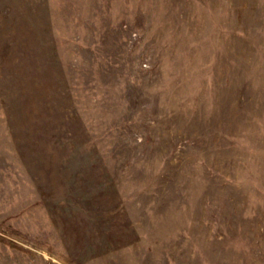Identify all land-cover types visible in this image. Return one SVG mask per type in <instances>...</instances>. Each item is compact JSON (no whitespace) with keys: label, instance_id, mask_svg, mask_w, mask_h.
<instances>
[{"label":"rangeland","instance_id":"374dc122","mask_svg":"<svg viewBox=\"0 0 264 264\" xmlns=\"http://www.w3.org/2000/svg\"><path fill=\"white\" fill-rule=\"evenodd\" d=\"M0 264H264V0H0Z\"/></svg>","mask_w":264,"mask_h":264}]
</instances>
